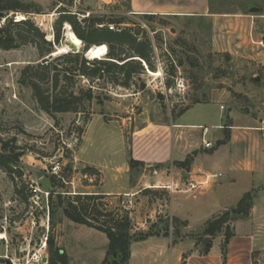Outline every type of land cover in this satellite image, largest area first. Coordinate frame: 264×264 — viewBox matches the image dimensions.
Listing matches in <instances>:
<instances>
[{
    "label": "rangeland",
    "instance_id": "obj_1",
    "mask_svg": "<svg viewBox=\"0 0 264 264\" xmlns=\"http://www.w3.org/2000/svg\"><path fill=\"white\" fill-rule=\"evenodd\" d=\"M29 1L43 13L33 21L46 33L48 41H54V25L60 16L57 0ZM129 1L83 0L77 11L84 18L127 17L130 25L123 27H132L139 37L152 43L155 72L147 70L136 77L131 89L76 77L71 87L75 95L93 88L98 97L86 114L49 115L42 111L32 90L21 83L24 68L43 61L39 51L30 45L0 50V138L7 142L15 139L14 144L24 153L19 164L23 178L15 174L23 195L16 194V184L0 168V264H48V238L68 254L70 264H102L109 244L107 237L72 223L62 209L50 215L52 191L73 196L109 194L95 202L100 209L120 215L128 212L136 237L158 235L133 243L135 256L129 264H158L161 257L154 254L156 250L179 244L184 253L179 264H188L196 251L200 258L207 256L203 237L206 223L242 194L243 187L238 186L230 198L218 200L210 196L211 181L189 194L169 190L171 182L155 181L162 173L164 177L174 173L177 180H184L173 159V143L182 139L184 131V137H191L190 143L181 148L185 159L203 151V146L198 150L196 143V139L202 140L203 131L190 125L208 127L211 132L205 139L213 141L212 128L222 123L223 117L225 123L229 110L264 112V84L249 81L243 65L229 53L214 52L211 20L159 16L148 21L127 12ZM243 5L241 0L215 1L213 10L243 9ZM256 6L264 14V0L257 1ZM63 30L58 47L65 45L66 25ZM171 65L176 67L174 78ZM132 160L144 166L132 167ZM239 220L245 219L233 217L231 222L235 236ZM248 220L251 224L243 229L256 232V236L249 240L247 254L240 255L236 249V255L231 257L229 245L235 236L225 246L223 232L211 239L209 260L197 264H229L231 258L237 264H264V206ZM236 242L234 248L242 247ZM142 251L151 252L146 261L142 260Z\"/></svg>",
    "mask_w": 264,
    "mask_h": 264
},
{
    "label": "trees",
    "instance_id": "obj_2",
    "mask_svg": "<svg viewBox=\"0 0 264 264\" xmlns=\"http://www.w3.org/2000/svg\"><path fill=\"white\" fill-rule=\"evenodd\" d=\"M57 13L60 15L54 25V41H48L46 33L33 21V17L42 15L41 10L34 7L29 0H0V50L13 51L24 46H33L39 51L38 64L27 65L22 71L21 83L29 87L42 111L54 114H86L94 101L93 88L75 95L71 87L76 77H82L94 83L107 81L112 85L131 89L133 80L141 77L147 70L155 72L151 61L154 53L152 43L147 38L139 37L129 26L127 17L116 19L108 16L90 15L81 18L80 12L72 11L74 0H57ZM127 12H131V0ZM143 19L154 21L157 15H142ZM162 17V16H160ZM177 18V17H175ZM69 25L75 35L83 42V51L73 54L67 53L53 58L55 47L61 45L64 27ZM114 26L115 30H110ZM122 26V28H120ZM94 46L89 55H85ZM92 58V56H94ZM101 56V58H98ZM49 57L48 59H46ZM106 58V60H102ZM79 66V68H78ZM171 76L176 75V67L171 65ZM183 63H179L182 67ZM78 69V71L76 70ZM78 72V73H77ZM145 88V87H143ZM226 128L230 121L226 120ZM226 129V139L217 143V148L226 144L230 138ZM15 139L4 141L0 138V168L7 173L16 184L15 174L23 178L20 171V160L24 156L23 149L15 145ZM132 167L144 166L143 163L132 160ZM174 166L188 172L191 160L176 162ZM16 194L23 195L16 184ZM49 212L54 215L56 210L62 209L64 216L72 223L85 226L104 234L108 241L106 257L102 264H129L132 257V245L157 237L153 233L132 234L130 215L107 212L96 205L97 200L107 196L104 194H77L52 191L49 193ZM55 197V198H54ZM254 192L243 196L232 209L209 220L203 231L204 238L214 239L224 232L225 246H228L235 236L231 229L233 217L248 219L254 206ZM28 202V198H24ZM56 203V204H55ZM178 222V219H176ZM187 225V223H183ZM169 233L165 234L168 237ZM50 249L48 264H70L68 254L55 246L53 239L48 238ZM212 249V242L207 245L206 254ZM185 264V263H184Z\"/></svg>",
    "mask_w": 264,
    "mask_h": 264
},
{
    "label": "crops",
    "instance_id": "obj_3",
    "mask_svg": "<svg viewBox=\"0 0 264 264\" xmlns=\"http://www.w3.org/2000/svg\"><path fill=\"white\" fill-rule=\"evenodd\" d=\"M215 1L230 0H131V14L211 20L214 52L229 53L236 63L243 65L244 74L249 81L255 83L262 81L264 84V49L251 43V36L256 41L264 40V14H262V8L256 6L259 0H241L244 2L243 9L216 12L213 10ZM254 7L260 8L261 12L251 13L250 10ZM258 78L260 81H257ZM221 116L223 117L224 113H221ZM223 118L221 119L222 123L212 128L215 135L213 141L205 139L211 132L208 127L202 125L189 126L195 130L203 131L201 141L194 137L197 141L198 150L202 146L204 148V139L207 142H212L213 145L216 144V146L218 142L224 141L226 139V129H229L230 138L223 146L215 149L204 148L197 157H190L191 166L188 172L180 170L179 173L181 176H183V173L188 174L189 178L183 176V179L196 183L204 182L210 178L213 184L210 196L218 200L230 198L238 186L243 187L241 196L231 199L232 204L218 210L216 216H220L222 212L234 208L245 194L254 192L255 195L257 193L250 215V217H255L258 209L260 211L264 206V130L260 129L264 128V112L251 114L248 110L245 114L239 112V110L231 109L225 117L226 120L230 121L229 128H226V120L224 123ZM184 127V125H181V128ZM184 134L187 135L184 131L182 139L175 140L173 143V159L176 162L187 160L181 148H185L190 143L191 137H184ZM164 175V173L159 175L155 183L180 182L176 179L174 173L165 177ZM154 188L157 187L154 186ZM104 195L110 196L109 194ZM249 222L251 224V220L248 219L237 221L236 236L229 245V255L231 257L236 255L234 252L236 249L240 255L247 254L250 250L248 243L249 240L255 238L256 232L245 231ZM242 231H245L244 234ZM234 242L241 244L242 247L234 248ZM154 254L161 257V262L158 264H179L184 253L182 244H179L168 250L158 249ZM211 254L212 252L200 258L199 252L196 251L189 258L188 264L206 262ZM140 255L143 257L142 260L146 261L151 252L144 253L142 251ZM134 256V252H132L131 263ZM234 260L229 259V264H237ZM143 264L153 263L144 262Z\"/></svg>",
    "mask_w": 264,
    "mask_h": 264
},
{
    "label": "built area",
    "instance_id": "obj_4",
    "mask_svg": "<svg viewBox=\"0 0 264 264\" xmlns=\"http://www.w3.org/2000/svg\"><path fill=\"white\" fill-rule=\"evenodd\" d=\"M83 0H74V8L72 9V11L74 12H78L77 11V7L79 5H81ZM80 17L84 18V16L82 15H79ZM110 30H115V27L114 26H110ZM251 43L253 45H257L261 48L264 49V40H261V41H256L254 40L253 36H251ZM264 124V122H263ZM262 131L264 130V128H260ZM214 145L212 142H207L205 139H204V148L205 149H213ZM58 170V168H55V174L56 171ZM221 176V175H220ZM208 184H210V178H208L206 181L204 182H200V183H196V182H192V181H186V180H183L181 182H172V185H170L168 187L169 190H176V192L178 193H183V194H189V193H193L195 191H197L198 189H201L205 186H207ZM47 245V243H46Z\"/></svg>",
    "mask_w": 264,
    "mask_h": 264
},
{
    "label": "bare ground",
    "instance_id": "obj_5",
    "mask_svg": "<svg viewBox=\"0 0 264 264\" xmlns=\"http://www.w3.org/2000/svg\"><path fill=\"white\" fill-rule=\"evenodd\" d=\"M66 33H65V38L66 40L77 46L78 48H81L83 46V42L75 35V33L72 31L71 27L69 25L66 26ZM71 52V49L69 46H67L66 44L62 47H58L56 52L53 54L54 56H58L61 54H67ZM47 246V245H46Z\"/></svg>",
    "mask_w": 264,
    "mask_h": 264
},
{
    "label": "water",
    "instance_id": "obj_6",
    "mask_svg": "<svg viewBox=\"0 0 264 264\" xmlns=\"http://www.w3.org/2000/svg\"><path fill=\"white\" fill-rule=\"evenodd\" d=\"M250 12H251V13H260V12H261V9L258 8V7H254V8H252V9L250 10ZM65 44H66L67 46L70 47L71 51H73V52H77V53L83 51L84 48H85L84 45H83L81 48H78L77 46H75V45L69 43L67 40L65 41ZM93 47H94V46L90 47V48L88 49V51L85 52V55H86V56L89 55V53H90V51H91V49H92ZM51 57H55V56H54V55H51ZM257 81H260V79L258 78ZM183 176L189 178V175L186 174V173H183ZM210 242H211V238H206V239H205V243H206V245H208ZM9 264H11V263H9ZM114 264H119V263H118L117 261H115Z\"/></svg>",
    "mask_w": 264,
    "mask_h": 264
}]
</instances>
